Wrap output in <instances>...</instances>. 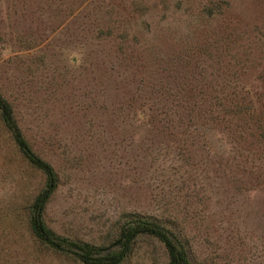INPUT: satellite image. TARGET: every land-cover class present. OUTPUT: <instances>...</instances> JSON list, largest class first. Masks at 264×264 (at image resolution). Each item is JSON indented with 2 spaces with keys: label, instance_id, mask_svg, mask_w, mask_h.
Listing matches in <instances>:
<instances>
[{
  "label": "rangeland",
  "instance_id": "rangeland-1",
  "mask_svg": "<svg viewBox=\"0 0 264 264\" xmlns=\"http://www.w3.org/2000/svg\"><path fill=\"white\" fill-rule=\"evenodd\" d=\"M0 94L57 172L58 234L138 213L192 264H264V0H0ZM46 183L0 116V264H80L31 231ZM167 261L140 236L122 264Z\"/></svg>",
  "mask_w": 264,
  "mask_h": 264
},
{
  "label": "trees",
  "instance_id": "trees-1",
  "mask_svg": "<svg viewBox=\"0 0 264 264\" xmlns=\"http://www.w3.org/2000/svg\"><path fill=\"white\" fill-rule=\"evenodd\" d=\"M202 48L205 50V47ZM0 116L23 156L46 176V186L31 204L28 218L38 242L80 264H122L132 253L138 238L150 236L165 247L168 254L166 264H192L190 247L175 230L155 218L138 213L122 215L112 239L101 246L58 234L45 219L47 205L57 189V172L49 161L35 151L16 119L13 105L1 94Z\"/></svg>",
  "mask_w": 264,
  "mask_h": 264
}]
</instances>
